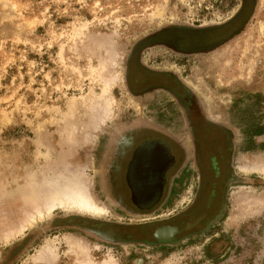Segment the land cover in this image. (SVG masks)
Returning <instances> with one entry per match:
<instances>
[{
  "label": "rangeland",
  "instance_id": "1",
  "mask_svg": "<svg viewBox=\"0 0 264 264\" xmlns=\"http://www.w3.org/2000/svg\"><path fill=\"white\" fill-rule=\"evenodd\" d=\"M242 3L0 0V263L81 264L83 248L92 264H264V0H250L240 24L233 19ZM165 28L188 36L178 45L185 52L150 47L137 59L176 76L207 116L230 121L242 141L234 155L240 182L208 235L164 248L111 243L63 222L138 224L152 217L120 214L107 202L102 165L106 140L127 123L153 119L169 99L161 92L134 96L125 83L131 49ZM206 38L213 48L186 52L203 49ZM69 180L81 182L105 212L56 207L19 232ZM190 185L158 214L181 208ZM44 243L55 261L35 258Z\"/></svg>",
  "mask_w": 264,
  "mask_h": 264
},
{
  "label": "flooded vegetation",
  "instance_id": "2",
  "mask_svg": "<svg viewBox=\"0 0 264 264\" xmlns=\"http://www.w3.org/2000/svg\"><path fill=\"white\" fill-rule=\"evenodd\" d=\"M242 1L233 19L240 24L250 0ZM187 39L188 36L184 37L180 31L165 28L141 38L135 44L125 65L128 91L139 97L161 92L169 99L165 106L157 109L153 119L140 124L127 123L105 141L102 190L107 202L120 214L152 217L138 224L130 221L122 224L93 223L75 218L73 220L77 223L70 224L65 219L64 225L89 231L111 243L164 248L178 241L210 234L223 218L229 189L240 182L234 155L238 144L242 143L241 139L235 136L229 120L207 116L201 102L176 76L147 68L137 59L140 51L150 47L185 52L178 45ZM204 41L207 42L203 43V49L190 48L186 52L213 48L212 44H208V38ZM138 149L142 153L135 160ZM159 168H162L160 183L153 174ZM189 182L192 185L183 206L158 214L173 203L177 192ZM131 183L138 188L135 195L131 192ZM137 204L142 207H137ZM52 225L54 228L59 226L58 223ZM163 228L173 229L169 237L154 238V232ZM168 233L163 235L168 236ZM30 239L31 236L27 235L19 245L12 247L15 249L11 251V257ZM8 261L0 264H7Z\"/></svg>",
  "mask_w": 264,
  "mask_h": 264
},
{
  "label": "bare ground",
  "instance_id": "3",
  "mask_svg": "<svg viewBox=\"0 0 264 264\" xmlns=\"http://www.w3.org/2000/svg\"><path fill=\"white\" fill-rule=\"evenodd\" d=\"M69 181L70 182H68L69 185L66 190L58 191L56 193H52L46 196L47 199H45L46 200L45 204H42L41 207L35 211L36 214L35 213L32 215L28 214L29 216H27L25 222L22 221L23 223H25V225L20 226L19 232H22V230L25 229L26 226H29L35 219H40L41 217H43V215H49L50 212L56 207L63 208L64 210L73 209L74 211H77L79 213H85L92 216H97L105 212V210L96 203V200L90 195L89 191L80 184L81 182L78 183L73 180H69ZM65 185H63V187ZM56 186H58V184ZM56 189L58 190V187ZM50 191L52 192L53 190ZM42 211H44L45 213L43 214ZM3 238L5 242L8 241V235ZM48 246H49L48 243L47 244L44 243L40 247L39 254H37L38 252L36 253L35 258L38 260L40 259L43 262H47L51 260L55 261L54 252L52 250L49 251L51 248L50 246L49 247ZM46 248H48V250ZM84 252L85 251L83 250V248L82 250H79L80 258H82V260L85 258V260L81 261L82 262L81 264H92L89 254L81 257V254H83Z\"/></svg>",
  "mask_w": 264,
  "mask_h": 264
},
{
  "label": "water",
  "instance_id": "4",
  "mask_svg": "<svg viewBox=\"0 0 264 264\" xmlns=\"http://www.w3.org/2000/svg\"><path fill=\"white\" fill-rule=\"evenodd\" d=\"M140 153H142V150L139 151V149L135 152V157L134 159L137 160L138 159V156L140 155ZM134 160V161H135ZM147 173H150L148 171H146ZM153 173V172H152ZM154 176L157 177V181H159V183L161 182V175H162V168L160 170V168L158 169V171H154ZM158 184V183H157ZM133 184L131 183L129 186L131 188V192L133 195H135V193L138 191V188L137 187H133L132 186ZM158 186H160L158 184ZM137 207H142L141 205H136ZM173 231V229H167V228H163V229H160V230H156L153 234V237L156 238V239H162V238H166V237H169V234ZM87 232V231H85ZM169 232V233H168ZM165 233H168V236H164L163 234ZM87 234H90V235H93L92 233H89L87 232Z\"/></svg>",
  "mask_w": 264,
  "mask_h": 264
}]
</instances>
